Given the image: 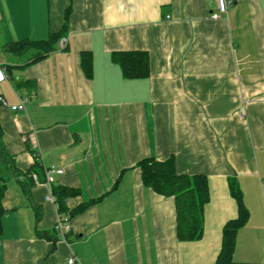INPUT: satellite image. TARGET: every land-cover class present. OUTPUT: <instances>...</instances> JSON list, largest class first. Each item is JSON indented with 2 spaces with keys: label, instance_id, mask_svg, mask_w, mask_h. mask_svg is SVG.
Returning a JSON list of instances; mask_svg holds the SVG:
<instances>
[{
  "label": "crops",
  "instance_id": "1",
  "mask_svg": "<svg viewBox=\"0 0 264 264\" xmlns=\"http://www.w3.org/2000/svg\"><path fill=\"white\" fill-rule=\"evenodd\" d=\"M226 3L0 0L1 140L21 173L5 175L0 264H214L239 215L230 178L249 213L233 260L264 264V0ZM65 20L42 59L16 50ZM132 50L148 54L147 76L113 59ZM146 157L206 176L199 239H180L175 198L143 183ZM50 167L63 170L51 185ZM54 186L74 191L67 212L47 199Z\"/></svg>",
  "mask_w": 264,
  "mask_h": 264
},
{
  "label": "trees",
  "instance_id": "2",
  "mask_svg": "<svg viewBox=\"0 0 264 264\" xmlns=\"http://www.w3.org/2000/svg\"><path fill=\"white\" fill-rule=\"evenodd\" d=\"M66 25L67 21L65 20L62 30L51 33L47 40L27 43L39 49L38 52L33 54V60L42 59L55 48V44L66 31ZM113 59L120 64L126 78L145 77L149 74V58L145 51L115 52L113 53ZM85 70L90 72L88 63H85ZM1 134L2 130L0 128V234L2 232V218L6 212L3 205L7 190L5 175L8 173L19 177V174H21L14 165L13 155L9 153L2 142ZM35 165L37 168L43 167L39 161ZM138 165L141 168L142 181L146 186L159 194L175 198L178 237L182 240L199 239L203 234L204 228V207L209 200V187L206 176L179 174L176 170L173 157L165 160L146 157ZM24 185L27 192H29V183H25ZM229 186L231 194L237 200L239 215L225 224L222 247L214 264H250L233 260L232 254L237 231L246 223L249 213L242 202V193L235 178L229 179ZM52 190L59 206V212H67L65 199L73 195L74 191L62 186H54Z\"/></svg>",
  "mask_w": 264,
  "mask_h": 264
},
{
  "label": "built area",
  "instance_id": "3",
  "mask_svg": "<svg viewBox=\"0 0 264 264\" xmlns=\"http://www.w3.org/2000/svg\"><path fill=\"white\" fill-rule=\"evenodd\" d=\"M218 2V6H219V11L224 13L227 11V3L226 0H217ZM220 16V14L218 13H213L212 17L213 18H218ZM7 79V75L4 73V71L0 68V81H4ZM0 101L4 104L7 105L6 101L0 97ZM12 109L14 110H25V105H24V100H21L17 105H13ZM51 172H57V173H61L63 172L62 169H56L53 167H50L47 169V182L49 183V185H51L52 183V177L50 176ZM50 193L49 195H47V199H55L52 187H50ZM69 229H71V224L68 222V220L63 217L59 218V221L57 222L56 226H55V230L56 232H60L62 234H64V232H67ZM75 262V257L72 256L69 258V263L72 264Z\"/></svg>",
  "mask_w": 264,
  "mask_h": 264
},
{
  "label": "rangeland",
  "instance_id": "4",
  "mask_svg": "<svg viewBox=\"0 0 264 264\" xmlns=\"http://www.w3.org/2000/svg\"><path fill=\"white\" fill-rule=\"evenodd\" d=\"M16 50L17 51H25V50H28V52L31 53V55H32V54L38 52L39 49L37 47H34L31 44H22L20 46H17L16 47Z\"/></svg>",
  "mask_w": 264,
  "mask_h": 264
}]
</instances>
